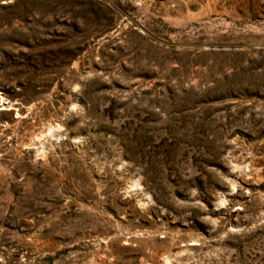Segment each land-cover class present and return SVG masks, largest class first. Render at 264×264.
Listing matches in <instances>:
<instances>
[{"label": "rangeland", "instance_id": "obj_1", "mask_svg": "<svg viewBox=\"0 0 264 264\" xmlns=\"http://www.w3.org/2000/svg\"><path fill=\"white\" fill-rule=\"evenodd\" d=\"M0 264H264V0H0Z\"/></svg>", "mask_w": 264, "mask_h": 264}, {"label": "bare ground", "instance_id": "obj_2", "mask_svg": "<svg viewBox=\"0 0 264 264\" xmlns=\"http://www.w3.org/2000/svg\"><path fill=\"white\" fill-rule=\"evenodd\" d=\"M55 130H58V127H55ZM53 132H55V131L49 130V134H50V135H52Z\"/></svg>", "mask_w": 264, "mask_h": 264}]
</instances>
